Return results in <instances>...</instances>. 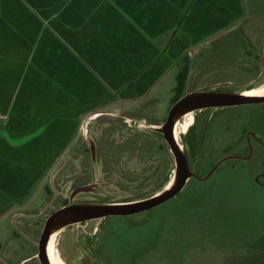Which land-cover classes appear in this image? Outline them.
Here are the masks:
<instances>
[{
	"label": "rangeland",
	"instance_id": "1",
	"mask_svg": "<svg viewBox=\"0 0 264 264\" xmlns=\"http://www.w3.org/2000/svg\"><path fill=\"white\" fill-rule=\"evenodd\" d=\"M41 2L45 0H0V5L39 8ZM48 2L52 11L33 15L34 25L56 23L57 0ZM247 7L238 28L189 48L148 94L145 107L136 108L135 116L159 125L127 119L123 115L130 110L118 105L105 108L113 114L95 120L82 116L73 146L60 159L62 168L32 198V224L26 223V230L36 232V260L27 264H40L36 245L45 220L64 204L144 199L176 175L174 155L159 128L173 104L177 72L187 63L191 70L184 95L204 88L238 93L264 85V0H249ZM36 26L33 34L39 39ZM35 48L39 54L40 47ZM34 71V81H40V61ZM23 88L24 80L18 78L15 90ZM191 113L194 122L179 134V142L198 177L149 210L60 227L56 240L66 264H264V247H257L264 239V102ZM246 141L252 143L250 151ZM228 155L249 157L223 161L208 179H199ZM203 156L209 157L201 167ZM15 246L5 251L17 264L31 247L22 252Z\"/></svg>",
	"mask_w": 264,
	"mask_h": 264
},
{
	"label": "crops",
	"instance_id": "2",
	"mask_svg": "<svg viewBox=\"0 0 264 264\" xmlns=\"http://www.w3.org/2000/svg\"><path fill=\"white\" fill-rule=\"evenodd\" d=\"M48 1L39 8L0 5V264H14L5 251L13 245L22 252L31 247L17 264L36 260V232L26 230L31 201L62 168L82 116L95 120L118 105L130 110L127 119L159 125L135 116L136 108L145 107L148 94L189 48L238 28L249 3L57 0L56 23L38 27L33 15L48 16ZM38 61L40 81H34ZM18 78L24 90H15ZM237 156L229 159L249 157Z\"/></svg>",
	"mask_w": 264,
	"mask_h": 264
},
{
	"label": "water",
	"instance_id": "3",
	"mask_svg": "<svg viewBox=\"0 0 264 264\" xmlns=\"http://www.w3.org/2000/svg\"><path fill=\"white\" fill-rule=\"evenodd\" d=\"M260 102H264V96H248L243 94V92L231 93L207 90L206 88L180 97L172 104L165 122L159 128V131L162 132L163 137L175 158V185L169 190H162L163 192L159 195H152L139 200L110 203H73L60 207L47 217L40 234L37 253L40 264H51L47 255L46 246L52 228H60L72 223L107 216H126L144 210H149L175 197L184 188L188 179L193 176L198 177L197 174L190 169L188 157L174 136V118L176 116L205 108L227 107ZM235 157L239 156H224L216 162V164L205 176L201 178L199 177V179H208L223 161Z\"/></svg>",
	"mask_w": 264,
	"mask_h": 264
},
{
	"label": "bare ground",
	"instance_id": "4",
	"mask_svg": "<svg viewBox=\"0 0 264 264\" xmlns=\"http://www.w3.org/2000/svg\"><path fill=\"white\" fill-rule=\"evenodd\" d=\"M261 93H264V85L262 86H258L256 88H254L253 90L251 91H248L246 93V95L248 96H264V94H261ZM188 113V112H187ZM186 114V113H185ZM184 115V114H183ZM191 114H189L190 116ZM182 115H178L174 118V127L176 126L175 123L176 121L181 117ZM192 121V117H189L188 119H186L185 121H179L178 122V127H177V133H176V129H175V133H174V136L175 138H177L179 140V134L182 133V132H185V130L187 129L188 125L191 123ZM178 134V135H177ZM176 139V140H177ZM176 183V175L174 176L173 180L170 182V184L165 187L163 189V191L165 190H169L170 188H172ZM163 191H160L158 194L156 195H159L161 194ZM154 195V196H156ZM59 232V228H52L51 232H50V236H49V239H48V242H47V246H46V249H47V255H48V258H49V261L50 263L52 264H64V260L61 258L60 256V252L58 250V247H57V240H56V237H54L56 235V233ZM52 237H54L52 239ZM52 239V241H51ZM51 242V243H50ZM49 243H50V247H49ZM50 254V255H49ZM51 258V259H50Z\"/></svg>",
	"mask_w": 264,
	"mask_h": 264
},
{
	"label": "trees",
	"instance_id": "5",
	"mask_svg": "<svg viewBox=\"0 0 264 264\" xmlns=\"http://www.w3.org/2000/svg\"><path fill=\"white\" fill-rule=\"evenodd\" d=\"M189 71H190V65H189V63H187L185 65V67L178 72V74H177V84H176V86L174 87V90H173L174 91V96L172 98V103H174L175 101H177L180 97H182L184 95V89H185V85H186V81H187V78H188ZM190 127H189V130H190ZM208 157L209 156H203V157L200 158L201 161H200L199 164H200L201 167L204 166L203 163L206 161V159ZM203 175H204V173H203Z\"/></svg>",
	"mask_w": 264,
	"mask_h": 264
},
{
	"label": "flooded vegetation",
	"instance_id": "6",
	"mask_svg": "<svg viewBox=\"0 0 264 264\" xmlns=\"http://www.w3.org/2000/svg\"><path fill=\"white\" fill-rule=\"evenodd\" d=\"M262 86V85H261ZM258 87V86H257ZM254 88H256V87H253V88H248V89H244V90H242L241 92H243V94H245L246 95V93L248 92V91H251V90H253ZM214 91H222V90H217V89H215ZM239 93V92H238ZM206 109V108H205ZM189 114H191V115H193L191 112H188V113H186V114H184V115H182V116H187V115H189ZM182 116L176 121V123H175V127H174V133H175V129H176V133H177V127H178V122L179 121H181V118H182ZM189 117H191V116H189ZM193 122H194V116H192V121H191V123L188 125V127H187V129L185 130V132H187V130L189 129V127L193 124ZM185 132H182V133H185ZM178 135V134H177ZM176 136V135H175ZM179 137V136H178ZM177 139V138H176ZM177 141L179 142V140L177 139ZM180 143V142H179ZM250 143V144H249ZM181 145V144H180ZM250 146H252V143L251 142H248L247 143V141H246V146H245V148H247L248 149V151H250ZM181 147H182V145H181ZM247 154H248V152H247ZM174 178V177H173ZM173 178H172V180H173ZM171 180V181H172ZM170 181V182H171ZM170 182L165 186V187H167L169 184H170ZM160 192V191H159ZM159 192H157V193H155V194H153V195H156V194H158ZM105 203H108V202H105ZM66 204H68V203H66ZM66 204H64V205H66ZM63 205V206H64ZM56 235H57V233H56ZM56 235L54 236V237H56ZM54 237H52V239L54 238ZM52 239H51V241H52ZM51 243V242H50ZM50 243H49V247H50ZM58 247V246H57ZM58 250H59V248H58ZM59 252H60V250H59ZM50 255V254H49ZM60 256H61V258H62V255H61V253H60ZM51 259V258H50ZM63 259V258H62ZM64 260V259H63ZM53 264V263H52ZM64 264H66V262H65V260H64ZM107 264H110V263H107Z\"/></svg>",
	"mask_w": 264,
	"mask_h": 264
},
{
	"label": "snow or ice",
	"instance_id": "7",
	"mask_svg": "<svg viewBox=\"0 0 264 264\" xmlns=\"http://www.w3.org/2000/svg\"><path fill=\"white\" fill-rule=\"evenodd\" d=\"M261 94H264V93H261Z\"/></svg>",
	"mask_w": 264,
	"mask_h": 264
}]
</instances>
